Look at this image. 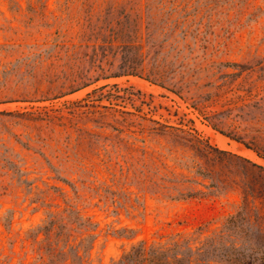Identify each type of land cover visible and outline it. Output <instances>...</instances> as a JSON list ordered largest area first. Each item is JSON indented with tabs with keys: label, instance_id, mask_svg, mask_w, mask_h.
<instances>
[{
	"label": "rangeland",
	"instance_id": "obj_1",
	"mask_svg": "<svg viewBox=\"0 0 264 264\" xmlns=\"http://www.w3.org/2000/svg\"><path fill=\"white\" fill-rule=\"evenodd\" d=\"M0 264H264V0H0Z\"/></svg>",
	"mask_w": 264,
	"mask_h": 264
}]
</instances>
